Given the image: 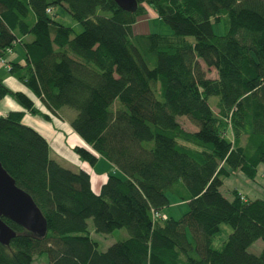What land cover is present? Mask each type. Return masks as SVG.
<instances>
[{
    "label": "trees",
    "instance_id": "16d2710c",
    "mask_svg": "<svg viewBox=\"0 0 264 264\" xmlns=\"http://www.w3.org/2000/svg\"><path fill=\"white\" fill-rule=\"evenodd\" d=\"M137 1L130 11L115 0H0V57L16 43L26 56L10 62L12 75L52 112L76 111L82 160L116 167L96 192L91 173L53 157L23 111L0 116V162L47 224L40 235L3 217L17 234L0 243V264L44 253L48 264H264V248L249 250L264 241V199L222 189L238 172L264 186V0ZM144 3L173 35L134 31ZM55 6L82 31L58 21ZM225 17L217 35L213 23ZM6 96L49 119L0 78ZM171 195L189 204L178 218L163 212ZM89 219L97 232L125 235L101 250ZM224 224L232 231L217 248Z\"/></svg>",
    "mask_w": 264,
    "mask_h": 264
},
{
    "label": "rangeland",
    "instance_id": "374dc122",
    "mask_svg": "<svg viewBox=\"0 0 264 264\" xmlns=\"http://www.w3.org/2000/svg\"><path fill=\"white\" fill-rule=\"evenodd\" d=\"M144 6L146 7V13L143 16H140L138 18V21L134 25V31L136 33H160V34H166V35L174 34V30L172 29V27L158 16V14L155 12V10L150 4L144 3ZM51 14L58 21L64 23L65 25L73 27L77 33L82 31L83 29L82 24L78 20H76L70 13H68L64 7L55 6ZM228 26L229 24H228V20L226 17L222 18V20L219 22L213 23L214 32L217 35L226 34ZM189 38L191 40H194L192 36H189ZM28 39H31V37H29ZM12 55L17 57L16 59H22L25 57L24 48L20 43H16L12 51H8L3 56L0 57V78L4 77V74L11 73L5 67L6 64L3 61H6L7 63L14 61V59L11 58ZM208 75L211 77H216L217 73L215 69H211V71L208 72ZM218 99H219L218 96H212L210 99V102L212 104H215L217 103ZM67 108L70 109L72 112L76 113L74 109L69 108V107ZM178 120L187 130L194 131L198 129V127L187 116H179ZM63 163L65 166L71 167L69 163L67 162H63ZM87 164L90 165L89 163ZM105 167L106 165L103 162L102 165H99L97 167L98 169L96 168V170L94 169L95 171L94 170L92 171V176H93L92 181H93L94 186H96V179H97V176L100 175V172L104 171L102 172L104 173L103 177L106 178L105 173L107 172V170ZM109 170H111V168ZM100 188L95 191H100ZM234 188H238L239 190H242V192L245 193V195L249 197L264 199L263 184L260 183L258 180H251L247 178L241 172L232 174L231 176L225 178V183L222 189H223V193L228 198H232L233 196L232 190ZM170 198H171V204L170 206H168L167 208L163 210L164 214L178 218L182 214H184L185 211L188 210L189 204L187 201H183L174 195H171ZM88 223H89L90 234L92 238H94L95 240L99 242V249L101 250H105L114 241L121 239V237L125 235L124 233L125 231H122V230H118L114 233H100L95 230L93 219H89ZM231 231H232L231 226L228 224H224L222 226V231L215 238L214 246L217 248H220L223 245V242L227 239ZM263 248H264V241L260 239V240L255 241L249 247V250L253 253L259 254ZM48 263H49V256L47 253H44L42 256H39L36 259L34 264H48Z\"/></svg>",
    "mask_w": 264,
    "mask_h": 264
},
{
    "label": "crops",
    "instance_id": "0c3cea01",
    "mask_svg": "<svg viewBox=\"0 0 264 264\" xmlns=\"http://www.w3.org/2000/svg\"><path fill=\"white\" fill-rule=\"evenodd\" d=\"M12 49L10 51H12ZM11 58L21 64H25L26 62V56L22 59H16L17 57L12 55ZM3 62L6 64L5 67L10 72V63H7L6 61ZM1 79L12 90L22 91L26 93L33 100L35 106L40 110V112L49 116V119H45L42 115L32 114L31 112L25 110L9 96H6L0 102V110L3 113H8L10 111L24 112L23 122L34 127L46 137L51 147L52 156H55V158L60 160L62 163H69V165H71L70 168H83L89 171L91 173V181L93 180L92 171L94 169L96 170V168L99 165H102L103 162L105 163V168L107 170V172L105 173L106 178L103 177L104 173L102 172L104 171H99L100 175L97 176L96 186L93 185L92 181V187L94 188V190L99 189L103 182L107 179L108 174L112 171L114 172L116 170V167L103 157H100L96 164L88 165V162L82 160L80 156L75 153V151L73 150L75 146L85 145L84 140L74 130L71 124V120L75 117L76 113L72 112L67 107L63 108L59 113L52 112L48 109L44 102H42L28 87H26L11 73L4 74V77H1ZM90 166L93 168H91ZM110 168L111 170H109Z\"/></svg>",
    "mask_w": 264,
    "mask_h": 264
},
{
    "label": "water",
    "instance_id": "95a60500",
    "mask_svg": "<svg viewBox=\"0 0 264 264\" xmlns=\"http://www.w3.org/2000/svg\"><path fill=\"white\" fill-rule=\"evenodd\" d=\"M125 10L135 11L137 0H115ZM3 217L9 218L31 232L45 235L47 224L31 195L17 186L16 181L0 162V243L8 245L16 236Z\"/></svg>",
    "mask_w": 264,
    "mask_h": 264
},
{
    "label": "built area",
    "instance_id": "2783aa9c",
    "mask_svg": "<svg viewBox=\"0 0 264 264\" xmlns=\"http://www.w3.org/2000/svg\"><path fill=\"white\" fill-rule=\"evenodd\" d=\"M6 113H3L1 110H0V116H3V115H5ZM159 215V214H158ZM157 215V216H158Z\"/></svg>",
    "mask_w": 264,
    "mask_h": 264
}]
</instances>
